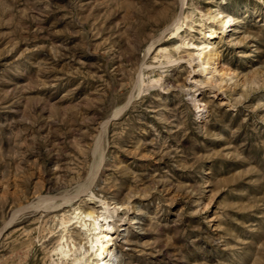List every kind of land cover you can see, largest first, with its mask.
I'll list each match as a JSON object with an SVG mask.
<instances>
[{"label":"rangeland","instance_id":"374dc122","mask_svg":"<svg viewBox=\"0 0 264 264\" xmlns=\"http://www.w3.org/2000/svg\"><path fill=\"white\" fill-rule=\"evenodd\" d=\"M183 1L0 0V264H90L105 204L115 264H264V0Z\"/></svg>","mask_w":264,"mask_h":264},{"label":"bare ground","instance_id":"6f19581e","mask_svg":"<svg viewBox=\"0 0 264 264\" xmlns=\"http://www.w3.org/2000/svg\"><path fill=\"white\" fill-rule=\"evenodd\" d=\"M182 3H184L183 0H182ZM184 7H185L184 5H182V8L180 7L182 9V12L179 15H177L176 18L175 16L171 18L170 16L171 9L168 8V6L165 7L163 11H161L158 14V19L156 20V24L163 26V27H162L160 37L157 42L158 44H161L162 42H164L162 41V39L166 38L168 32L171 29H173L175 35L176 34L178 35V38L180 41V44L174 47L175 51L179 50V48H182L183 52L188 51V50L191 52L198 51L196 53L188 52L189 58L187 61L189 63H193L196 60L197 61L196 66L201 67V70H200L201 73L206 71L208 68H209L208 71L214 72L216 71L215 65L217 63L214 61L213 57L215 56L217 52L215 53V49H213L214 41H212V38L217 33V28H216L217 23H219L218 29H221L229 24V21L231 20L232 16L231 15H221L217 17V14H215L214 12L210 10L207 12L199 11L201 18L203 17L204 19L203 18L202 19L206 21L204 25L207 24L206 27L208 28V31L203 32V35L200 38V41H195L190 35H188V32L195 30L193 26L194 24L193 17L195 16V13H194L195 11L187 13L186 8ZM218 12L219 14L221 13V11H218ZM181 28L185 30L184 34H180L179 30H181ZM182 51H178V52H182ZM158 52L160 53V57L165 58L169 62L171 61L170 60L171 58L176 57L175 55L170 54L167 48L160 47ZM176 59L177 57L174 60ZM116 210L117 209L115 208L113 210H108V204H105V206L103 207V210L100 211V214L97 213V211H95L93 206H91L89 207V210L87 211L80 210L75 215L77 222L80 223L82 226H85L87 229L86 231L90 233L89 236L91 238H89L90 240L89 239L88 240L91 242L90 249L93 250L92 252L94 255V258L91 257L92 261L90 264H115L116 263L114 259L115 255L113 254V248H114L113 247L114 243L112 239L113 226L111 222L110 223L109 221L107 222V218L116 214ZM106 213L110 215H106Z\"/></svg>","mask_w":264,"mask_h":264}]
</instances>
